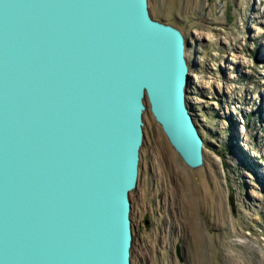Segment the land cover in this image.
<instances>
[{
  "label": "water",
  "instance_id": "1",
  "mask_svg": "<svg viewBox=\"0 0 264 264\" xmlns=\"http://www.w3.org/2000/svg\"><path fill=\"white\" fill-rule=\"evenodd\" d=\"M190 77L148 0H0V264H131L146 99L204 164Z\"/></svg>",
  "mask_w": 264,
  "mask_h": 264
},
{
  "label": "rangeland",
  "instance_id": "2",
  "mask_svg": "<svg viewBox=\"0 0 264 264\" xmlns=\"http://www.w3.org/2000/svg\"><path fill=\"white\" fill-rule=\"evenodd\" d=\"M148 6L152 18L184 35L187 101L204 138V164L194 169L183 160L146 99L139 178L130 194L131 264H264V0ZM235 55L248 65L241 69ZM195 75L205 85L217 82L202 88ZM252 97L256 112L246 102ZM245 121L249 131L238 143L254 161L249 167L235 161L237 140L228 139Z\"/></svg>",
  "mask_w": 264,
  "mask_h": 264
},
{
  "label": "bare ground",
  "instance_id": "3",
  "mask_svg": "<svg viewBox=\"0 0 264 264\" xmlns=\"http://www.w3.org/2000/svg\"><path fill=\"white\" fill-rule=\"evenodd\" d=\"M262 36V33H260L259 34V36ZM233 60V62L234 63H237V64H239L240 65V68L242 69V68H244V67H246L247 65H248V60H246V58L245 59H243L241 56H239V55H235L234 56V59H232ZM252 70V69H251ZM264 78V77H263ZM194 79H195V82L196 83H199V85L202 87V88H208V87H211L212 85L214 86V83H216L217 81L214 79V81L212 80L211 82H206L207 83V85H205V84H202L203 82H205V81H203V79H202V76H199V75H195L194 76ZM212 79V78H211ZM203 85V86H202ZM218 85V84H217ZM223 87H224V85H223ZM248 92H250V90L248 89L247 90ZM228 92H230L231 94H233V93H235V89L234 88H232L230 91H228ZM222 94V93H221ZM224 96V95H223ZM228 99V98H227ZM254 99H256V97L254 98V97H252V99L251 100H249V99H247V105H248V107H251V106H255V108H254V110H255V112L257 111L256 109H257V106H258V103L256 102V101H254ZM231 100L233 101V99L231 98ZM235 101V100H234ZM189 107V106H188ZM190 109V108H189ZM247 110H248V108H247ZM234 112H236V111H234ZM225 116L227 117V116H229V114L227 113H225ZM230 117H232V111H231V116ZM236 120V119H235ZM233 123H234V120H233ZM247 122L245 121V126H243V129H242V131L241 132H238V129H237V132H234V127L232 128V130H231V136L228 138L229 140H233V138L235 139V141L237 140V145H236V156H235V161L237 162V163H239L240 161H242L241 163V165H243L244 164V167L245 166H252V163L254 162V161H252L253 159L250 157V153H249V155H248V153H246V151L244 150V149H242V148H240V142L238 143V141H240L242 138H243V136H245V135H247L248 134V129H247V124H246ZM235 124H236V121H235ZM229 127L228 126H226L225 127V129H228ZM229 133V134H230ZM237 134V135H236ZM232 144V143H231ZM252 154H255V155H257L256 153H252ZM261 157H264V151H263V154L261 155ZM255 168V167H254ZM258 176L261 178V176H260V174L258 173ZM257 187V186H256ZM259 188H260V190L262 189L263 190V192H264V188L263 187H260L259 186ZM254 200V199H253Z\"/></svg>",
  "mask_w": 264,
  "mask_h": 264
}]
</instances>
